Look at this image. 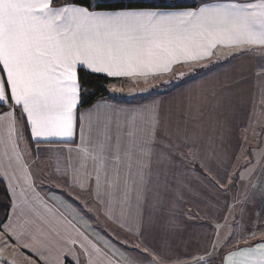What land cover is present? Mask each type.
I'll return each instance as SVG.
<instances>
[{
	"label": "crops",
	"instance_id": "1",
	"mask_svg": "<svg viewBox=\"0 0 264 264\" xmlns=\"http://www.w3.org/2000/svg\"><path fill=\"white\" fill-rule=\"evenodd\" d=\"M91 1L92 4L144 1L157 5L196 3L198 6L257 2ZM210 52L211 55L201 60L182 58L181 62L171 65L169 71L122 77L96 73L124 83L112 86L111 98L81 111L78 106L71 139L34 140L22 109L12 108L10 101L0 104L8 107L0 115V175L11 199L8 219L0 226V231L14 251L20 253V263L13 256L12 261L16 264H218L220 248L221 264H229L230 254L264 241L263 236L253 235L230 248L220 246L219 237L223 239L225 233H219L218 225L228 211L220 201L225 199L226 193L218 189V160L214 156L218 155V90H211L213 81H209L218 82V76L240 69L232 77L233 84L228 90L236 91L233 94L237 95L254 92L257 102L263 103L264 48L218 45ZM246 69L251 73H245ZM160 77L182 82L171 92L158 91L157 84L151 81ZM149 79V85L141 91L140 82ZM243 87H247L245 93L241 92ZM196 103L203 108L191 109ZM10 111L13 112L11 118ZM151 113L156 114L158 123L154 138H149L150 154L144 160L143 182L138 181L133 161L130 169L122 167V179L117 188L106 189L101 173V188L97 190L95 175L90 180L85 179L79 166L81 116L86 143L90 137L89 120L95 126L98 118L103 122L105 116H109L114 128L117 122L123 125L135 119L147 135ZM10 119L15 128L11 140ZM24 123L34 146L24 137ZM254 132L255 128L250 132L252 137ZM255 139L257 145L263 142L261 135ZM191 149L198 161L195 166L190 164L193 157L188 151ZM197 165L205 174L195 169ZM88 171H92L91 165ZM240 259L239 255L233 256L231 264H239ZM7 262L0 260V264Z\"/></svg>",
	"mask_w": 264,
	"mask_h": 264
},
{
	"label": "snow or ice",
	"instance_id": "2",
	"mask_svg": "<svg viewBox=\"0 0 264 264\" xmlns=\"http://www.w3.org/2000/svg\"><path fill=\"white\" fill-rule=\"evenodd\" d=\"M58 3L0 0V104L10 101L12 108L22 109L34 140L73 137L81 93L87 91L80 68L110 77L137 76L169 71L182 58L204 59L218 45L264 48V0L178 11L103 8L78 0L54 6ZM83 120L81 116L82 144L77 151L85 179L94 174L99 190L103 173L104 187L117 188L122 167L130 169L135 161L136 176L143 182L156 114L148 117L147 135L135 119L117 122L114 128L109 116L103 122L98 118L95 126L89 120L86 143ZM14 132L10 119V140ZM12 147L15 150L14 141ZM236 255L239 264H264V241L230 254L229 264Z\"/></svg>",
	"mask_w": 264,
	"mask_h": 264
},
{
	"label": "rangeland",
	"instance_id": "3",
	"mask_svg": "<svg viewBox=\"0 0 264 264\" xmlns=\"http://www.w3.org/2000/svg\"><path fill=\"white\" fill-rule=\"evenodd\" d=\"M232 72L220 78L218 76V82L209 80L213 81L211 90L214 92L218 90V155L214 154V156L218 160V189L226 193L225 199L219 200L228 211L222 223L218 225L219 233L221 231L225 233L223 239L219 237L220 246L224 249L244 242L246 237H252L253 234L255 237H264V116L262 117L264 102H257L258 97L252 88L253 94L246 95H237L233 94L236 91H229L233 84L232 77L236 76L235 73L240 72V69ZM244 72L251 73L248 69ZM170 79V77H160L151 82L157 84L158 91L170 90L181 82ZM149 81L150 79L140 82L141 91L149 85ZM246 88L243 87L241 92L245 93ZM190 108L197 110L203 107L200 103H196ZM254 128L252 137L250 132ZM259 135L263 142L257 145L254 142L257 141L255 137ZM189 151L188 155L193 157L190 159V164L195 166L198 161L193 156V150ZM202 167L205 168L206 165ZM11 256L20 263V253L14 251L0 231V260L16 264ZM218 264H221V258Z\"/></svg>",
	"mask_w": 264,
	"mask_h": 264
},
{
	"label": "trees",
	"instance_id": "4",
	"mask_svg": "<svg viewBox=\"0 0 264 264\" xmlns=\"http://www.w3.org/2000/svg\"><path fill=\"white\" fill-rule=\"evenodd\" d=\"M73 0H59L58 4L54 6H60L65 3H71ZM81 4H92L91 0H78ZM97 5L103 8H151V9H187V8H197L198 4L196 3H177L174 5H157L155 3L144 2V1H115V2H102L97 3ZM79 75L81 77V83L87 89L81 93V102L79 104V111L83 109H88L93 107L96 103L101 100L109 99L112 95V86L122 85L124 82L107 77L105 75L96 74L89 72L85 69L79 70ZM182 82V80H181ZM181 83L175 84L176 87H172L168 92L174 90L180 86ZM166 92L165 94H167ZM8 110L7 106L0 105V115L5 113ZM19 111V110H18ZM19 115V113H18ZM22 121H25L24 118H20ZM23 134L25 139L34 146V142L31 140L29 128L26 123H24ZM195 169L202 174H205V171L200 167L196 166ZM11 207V199L9 192L6 188V185L0 175V224L3 225L9 216ZM220 248L218 249V260L221 258ZM222 262V259H221Z\"/></svg>",
	"mask_w": 264,
	"mask_h": 264
}]
</instances>
